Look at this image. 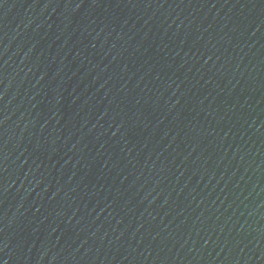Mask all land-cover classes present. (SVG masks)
I'll return each instance as SVG.
<instances>
[{
  "label": "water",
  "instance_id": "obj_1",
  "mask_svg": "<svg viewBox=\"0 0 264 264\" xmlns=\"http://www.w3.org/2000/svg\"><path fill=\"white\" fill-rule=\"evenodd\" d=\"M0 264H264V0H0Z\"/></svg>",
  "mask_w": 264,
  "mask_h": 264
}]
</instances>
